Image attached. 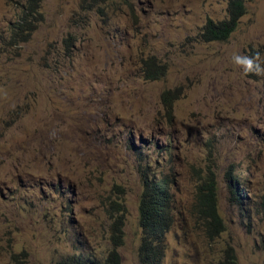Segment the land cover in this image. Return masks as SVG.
Instances as JSON below:
<instances>
[{"label":"rangeland","instance_id":"obj_1","mask_svg":"<svg viewBox=\"0 0 264 264\" xmlns=\"http://www.w3.org/2000/svg\"><path fill=\"white\" fill-rule=\"evenodd\" d=\"M230 1L41 0L21 42L27 0H0V264L103 263L121 214L120 264H140L145 172L170 184L162 264H264V75L230 62L264 61V0L204 41Z\"/></svg>","mask_w":264,"mask_h":264},{"label":"trees","instance_id":"obj_2","mask_svg":"<svg viewBox=\"0 0 264 264\" xmlns=\"http://www.w3.org/2000/svg\"><path fill=\"white\" fill-rule=\"evenodd\" d=\"M95 4H105L109 0H93ZM41 0H27L21 13V20L15 27L14 37H18L21 42H26L28 36L36 30V24L42 21L40 12ZM246 13V5L244 0H231L228 7V17L222 21L215 22L209 19L201 34V37L206 42H223L229 40L232 33L237 29L239 21ZM73 41V38H69ZM165 67H162L164 71ZM162 71V72H163ZM150 75L147 71L148 79H158L156 75ZM168 92L164 94V98L168 96ZM143 191L140 200L139 222L143 230V242L139 250L140 264H162L164 253L160 247L158 237L162 236L171 224L170 219V184L166 177L159 180H153L147 172L141 174ZM226 179L231 190L232 198L240 202L242 198L240 190L237 187L239 180L234 174L229 171ZM214 184V182H213ZM215 186H212L210 199H208L207 211L204 215L209 217V225L218 229V234L224 230L223 222L218 214L216 204ZM125 224V216L123 214L116 216L113 221V248L103 263L99 261H89L88 259H77L65 261L60 264H120L121 258L118 248L123 244L122 228Z\"/></svg>","mask_w":264,"mask_h":264},{"label":"clouds","instance_id":"obj_3","mask_svg":"<svg viewBox=\"0 0 264 264\" xmlns=\"http://www.w3.org/2000/svg\"><path fill=\"white\" fill-rule=\"evenodd\" d=\"M260 53L253 52L251 55L233 52L231 55V63L237 66L242 74L264 75V61L260 60Z\"/></svg>","mask_w":264,"mask_h":264}]
</instances>
